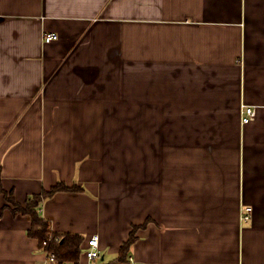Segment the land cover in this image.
<instances>
[{"label": "crops", "instance_id": "crops-1", "mask_svg": "<svg viewBox=\"0 0 264 264\" xmlns=\"http://www.w3.org/2000/svg\"><path fill=\"white\" fill-rule=\"evenodd\" d=\"M58 183L102 264H264V0H0V264H47Z\"/></svg>", "mask_w": 264, "mask_h": 264}, {"label": "trees", "instance_id": "trees-1", "mask_svg": "<svg viewBox=\"0 0 264 264\" xmlns=\"http://www.w3.org/2000/svg\"><path fill=\"white\" fill-rule=\"evenodd\" d=\"M84 191V188L78 185L70 188L63 183H58L50 190H44L41 194L31 197L25 208L17 205L18 211L28 215L32 222V227L29 231L31 237L39 241L40 248L46 254L54 253L56 255V262L53 264L79 263L84 261V249L88 244V240L78 234H58L53 232L49 221L42 218L39 213L40 205L43 201L55 196L59 192ZM9 200L15 202L12 196H10ZM138 229V226L133 227L129 239L124 242L119 250L116 262L126 263L129 260L132 247L137 240L136 234Z\"/></svg>", "mask_w": 264, "mask_h": 264}, {"label": "built area", "instance_id": "built-area-1", "mask_svg": "<svg viewBox=\"0 0 264 264\" xmlns=\"http://www.w3.org/2000/svg\"><path fill=\"white\" fill-rule=\"evenodd\" d=\"M59 36L56 33H46L44 35L45 43H52L57 41ZM257 111L254 107H245L243 111L242 121L243 124H248L255 119ZM253 212L252 208H247L245 214L243 215L244 221L251 220V214ZM85 260L79 263H64V264H102V254L100 248V241L98 236H93L88 240V244L84 249ZM56 262V255L54 253L47 254V264H53ZM129 263L132 259H129ZM127 262V263H128ZM110 264H126V263H110Z\"/></svg>", "mask_w": 264, "mask_h": 264}, {"label": "rangeland", "instance_id": "rangeland-1", "mask_svg": "<svg viewBox=\"0 0 264 264\" xmlns=\"http://www.w3.org/2000/svg\"><path fill=\"white\" fill-rule=\"evenodd\" d=\"M133 125H135V126H136V128H137V123H132V126H133Z\"/></svg>", "mask_w": 264, "mask_h": 264}]
</instances>
